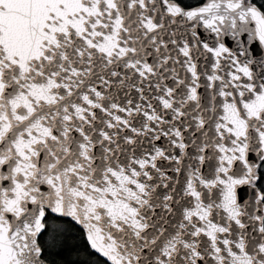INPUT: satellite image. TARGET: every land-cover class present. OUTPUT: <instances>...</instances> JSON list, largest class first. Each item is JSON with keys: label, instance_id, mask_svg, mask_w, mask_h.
Here are the masks:
<instances>
[{"label": "snow or ice", "instance_id": "1", "mask_svg": "<svg viewBox=\"0 0 264 264\" xmlns=\"http://www.w3.org/2000/svg\"><path fill=\"white\" fill-rule=\"evenodd\" d=\"M0 264H264V0H0Z\"/></svg>", "mask_w": 264, "mask_h": 264}]
</instances>
